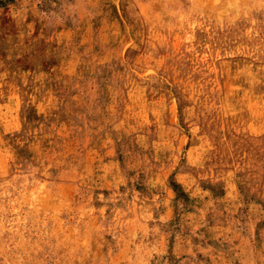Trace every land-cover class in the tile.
Listing matches in <instances>:
<instances>
[{"label": "rangeland", "instance_id": "374dc122", "mask_svg": "<svg viewBox=\"0 0 264 264\" xmlns=\"http://www.w3.org/2000/svg\"><path fill=\"white\" fill-rule=\"evenodd\" d=\"M0 264H264V0H0Z\"/></svg>", "mask_w": 264, "mask_h": 264}]
</instances>
